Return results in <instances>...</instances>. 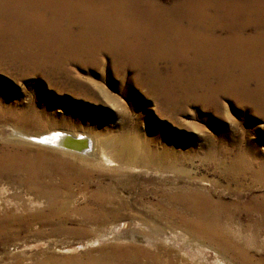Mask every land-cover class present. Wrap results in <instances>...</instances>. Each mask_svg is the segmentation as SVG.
I'll return each mask as SVG.
<instances>
[{
    "label": "bare ground",
    "instance_id": "obj_1",
    "mask_svg": "<svg viewBox=\"0 0 264 264\" xmlns=\"http://www.w3.org/2000/svg\"><path fill=\"white\" fill-rule=\"evenodd\" d=\"M105 53L111 56L112 67L132 71L125 75V83L117 77L122 72L104 74L106 82L116 81L114 86L130 106H137L139 94L169 111L188 98L205 101L229 93L264 117V0H0V58L29 65L45 54L57 69L63 60L92 63ZM101 73L95 72L103 79ZM93 80L74 82L79 89H94L120 102ZM1 102L0 120L14 114L3 95ZM43 116L27 106L18 120L36 129L58 123L44 121ZM147 128L148 140L128 133L104 138L57 129L43 134L16 131L11 140L0 134V181L35 191L48 203L45 213L39 210L25 217L6 213L0 217V231L14 220L57 214L54 205L72 183L82 181L87 188L102 169L127 178L133 175L126 170L144 168L161 175L159 185L138 191L141 200L150 193L154 196L149 209L138 214L151 221V248L115 246V256L96 257L87 264H264L261 252L251 255L221 225L222 207L202 186L170 190L166 173L183 172L188 153L172 148L169 134ZM55 150L79 158L81 164ZM227 166L228 174L239 179L250 165L238 159ZM150 181L155 179L151 176ZM116 183L129 194L137 192V184L122 179ZM112 187V182L97 185L80 214L86 219L103 217L105 204L114 201ZM7 189L0 185V209L6 205L2 195Z\"/></svg>",
    "mask_w": 264,
    "mask_h": 264
},
{
    "label": "rangeland",
    "instance_id": "obj_2",
    "mask_svg": "<svg viewBox=\"0 0 264 264\" xmlns=\"http://www.w3.org/2000/svg\"><path fill=\"white\" fill-rule=\"evenodd\" d=\"M41 55L29 65L0 58V103L3 95L6 106L14 110V114L0 120V134L11 140L16 137V131L43 134L57 129L97 136L104 134V138L128 133L148 140L151 139L147 128L150 125L158 134H169L172 148L178 146L188 153L182 166L185 171L166 173L170 190L177 192L186 184L202 186L222 207L221 225L236 235L251 255L256 257L257 252H261L264 256V117L251 105L222 93L205 101L188 98L182 101V106L177 109L173 106L167 111L139 94L134 107L114 86L116 81L114 84L106 82L105 72H122L117 77L123 83L127 72H132L112 67L110 55L100 54L99 60L92 63L63 60L57 69L51 67L53 58ZM95 72H102L103 79ZM93 79L120 102H112L94 89L75 86L74 81L89 84ZM140 89L146 94L145 88ZM27 106L42 111L45 115L42 120L53 122L57 119L58 123L40 129L25 126L18 118L22 108ZM156 146L160 148L161 145L156 143ZM63 155L81 164L79 158ZM238 159H242L246 167L250 166L244 167L245 172L236 179L228 174L227 165ZM126 173L133 177L121 178L111 169H102L91 177L87 188L82 181L72 183L67 194L54 205L57 214L10 222L0 231V264H87L96 257L115 256V246L151 248L148 236L151 221L138 214L149 209V199L154 200V196L150 193L141 200L138 191H149L159 185L161 175L144 168L128 169ZM151 176L155 182L150 181ZM118 179L129 185L137 184V192L129 194L122 187H115ZM110 182L114 201L105 204L103 217L86 219L79 211L86 206L91 191L97 185ZM0 185L8 188L2 195L6 205L0 209V217L6 213L25 217L48 210L46 198L35 191L24 186H9L5 181H0ZM118 198L120 203L116 201ZM171 221L177 222L173 218Z\"/></svg>",
    "mask_w": 264,
    "mask_h": 264
}]
</instances>
